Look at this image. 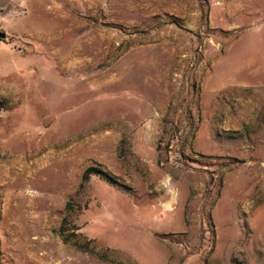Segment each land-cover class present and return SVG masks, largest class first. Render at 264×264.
<instances>
[{
	"label": "rangeland",
	"instance_id": "1",
	"mask_svg": "<svg viewBox=\"0 0 264 264\" xmlns=\"http://www.w3.org/2000/svg\"><path fill=\"white\" fill-rule=\"evenodd\" d=\"M0 32V264H264V0H0Z\"/></svg>",
	"mask_w": 264,
	"mask_h": 264
},
{
	"label": "trees",
	"instance_id": "2",
	"mask_svg": "<svg viewBox=\"0 0 264 264\" xmlns=\"http://www.w3.org/2000/svg\"><path fill=\"white\" fill-rule=\"evenodd\" d=\"M91 175H100L102 177H104L106 180L108 181H113V179H111V177L103 172L102 170L100 169H97V168H88L86 169V171L84 172V175H83V179L86 180L88 179Z\"/></svg>",
	"mask_w": 264,
	"mask_h": 264
},
{
	"label": "water",
	"instance_id": "3",
	"mask_svg": "<svg viewBox=\"0 0 264 264\" xmlns=\"http://www.w3.org/2000/svg\"><path fill=\"white\" fill-rule=\"evenodd\" d=\"M6 39V34L4 32H0V41Z\"/></svg>",
	"mask_w": 264,
	"mask_h": 264
},
{
	"label": "bare ground",
	"instance_id": "4",
	"mask_svg": "<svg viewBox=\"0 0 264 264\" xmlns=\"http://www.w3.org/2000/svg\"><path fill=\"white\" fill-rule=\"evenodd\" d=\"M18 234H19V233H18ZM48 253H49V252H48ZM45 259H46V258H45ZM45 259H44V260H45ZM30 261H31V260H30Z\"/></svg>",
	"mask_w": 264,
	"mask_h": 264
}]
</instances>
